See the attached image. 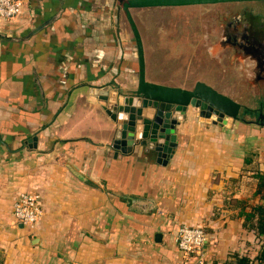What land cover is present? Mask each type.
<instances>
[{
	"label": "crops",
	"instance_id": "0c3cea01",
	"mask_svg": "<svg viewBox=\"0 0 264 264\" xmlns=\"http://www.w3.org/2000/svg\"><path fill=\"white\" fill-rule=\"evenodd\" d=\"M20 1L18 17L0 20V264H201L177 246L183 224L207 230L206 263L255 257L260 239L245 212L262 202L264 126L203 122L190 107L167 163L145 145L114 148L122 113L109 109L139 82L124 10L117 0ZM159 8L131 10L147 79L183 88L204 81L236 99L204 60L199 71L165 72L177 57L162 56L139 21ZM26 190L44 209L34 227L12 213Z\"/></svg>",
	"mask_w": 264,
	"mask_h": 264
},
{
	"label": "water",
	"instance_id": "95a60500",
	"mask_svg": "<svg viewBox=\"0 0 264 264\" xmlns=\"http://www.w3.org/2000/svg\"><path fill=\"white\" fill-rule=\"evenodd\" d=\"M245 1L256 0H119L137 43L139 82L133 93L121 95L111 106L112 109H109L115 113L114 117L122 113L121 127L115 134L114 148L128 153L136 145H145L148 149L156 150L160 156L158 161L165 164L174 154L177 146L176 125L190 107L197 110L201 121L222 126L234 120H240L241 111L245 108L238 100L204 81L196 82L192 88L168 86L149 81L146 76L143 39L131 9ZM255 18L264 24L263 15H257ZM136 99L140 102L139 107L134 105ZM144 109L147 111L146 114ZM130 110L134 112L129 114ZM260 118L264 120L263 112Z\"/></svg>",
	"mask_w": 264,
	"mask_h": 264
},
{
	"label": "flooded vegetation",
	"instance_id": "af4514ba",
	"mask_svg": "<svg viewBox=\"0 0 264 264\" xmlns=\"http://www.w3.org/2000/svg\"><path fill=\"white\" fill-rule=\"evenodd\" d=\"M117 3H119V0H117ZM217 4L223 5L224 8H220L211 14L207 12L205 21L209 23V20L212 18L216 17L219 19L218 15H223V20L218 22V24H215V27H208V25L205 27L202 37L203 42L198 44L196 48L206 46L208 43L210 46L208 51L212 55L216 54L220 63L221 60L222 62L233 65L240 63V67L243 70L241 82L248 84L253 90H255L254 88L262 87L261 89H256L257 92L255 94H258L260 92L259 90L264 91V24L257 20L255 16L263 15L264 22V1L256 0ZM212 5L214 6L216 4L172 8H199L201 6ZM172 34V31L169 34H166V36H169V40H173ZM212 37L215 38L214 41H211ZM161 44H163L162 41ZM193 48H195L193 43H187L186 47L185 43H174V45L171 44L170 54L177 58L180 56L182 57L181 53H183V51L191 53V49ZM198 50L196 51V54L198 58H202V55ZM188 63L189 61L187 64ZM181 71L182 70H178L177 73H180ZM224 71H226V69H224ZM241 103L245 107L241 111V114H246L247 110L257 111L262 109L260 105L259 107H255L249 103L247 104V102L246 104L243 102Z\"/></svg>",
	"mask_w": 264,
	"mask_h": 264
},
{
	"label": "rangeland",
	"instance_id": "374dc122",
	"mask_svg": "<svg viewBox=\"0 0 264 264\" xmlns=\"http://www.w3.org/2000/svg\"><path fill=\"white\" fill-rule=\"evenodd\" d=\"M220 8H224V6L221 4H216L214 6H201L199 8L161 7L151 14H147V16L140 17L139 21L140 23H142L141 30L145 32L146 36L153 40V46L155 47L156 43V47L159 50L163 51H161L162 53H160L162 56L164 54L170 53L171 44L174 45V43H185V47L187 43L194 44L195 48L191 49V53L182 50V57L180 56L172 62H170L169 60L165 61L163 67L166 68L165 72L167 74H173L174 71L178 70H185V74L187 73V70L199 71L201 68H203L202 60H204V67L208 66L211 72L213 71L216 76H220V79L223 80V84H230L232 88L228 86L227 87L231 89L230 92L233 94V96H235L237 100L245 104L247 102L248 104V96L251 95V93H255L256 90H253L248 86V84L241 82L243 70L240 69V65L238 63L233 65L226 62H217L218 56L216 54L212 55L208 51L210 48L208 43L206 46L196 48L198 44L203 42L202 37L203 32L205 31V27L207 25L208 27H215V24H218V22L223 20V15H218L219 19H217L216 17H210L212 19H210L208 23L205 21L206 13L208 12L211 14ZM171 31L173 32V40H169V36H166V34H169ZM214 39L215 38L212 37L211 41H214ZM161 41L163 44H161ZM197 50L201 53V55L204 54V58L197 59L195 57L194 54H196ZM206 58L209 62H207ZM188 61L189 63L187 64ZM224 69H226V71H224ZM236 79H238V81ZM228 81L231 83H229ZM259 94L264 95V91L260 90L257 95Z\"/></svg>",
	"mask_w": 264,
	"mask_h": 264
},
{
	"label": "built area",
	"instance_id": "2783aa9c",
	"mask_svg": "<svg viewBox=\"0 0 264 264\" xmlns=\"http://www.w3.org/2000/svg\"><path fill=\"white\" fill-rule=\"evenodd\" d=\"M20 0H0V20H13L22 13ZM13 217L18 224L34 227L44 217V209L39 193L31 190L21 192L13 204ZM209 241L205 227L181 225L176 232V243L186 256L194 255L199 263L205 264L204 248ZM213 264V263H206Z\"/></svg>",
	"mask_w": 264,
	"mask_h": 264
},
{
	"label": "trees",
	"instance_id": "16d2710c",
	"mask_svg": "<svg viewBox=\"0 0 264 264\" xmlns=\"http://www.w3.org/2000/svg\"><path fill=\"white\" fill-rule=\"evenodd\" d=\"M248 103L255 107H259L260 105L262 109L257 111L247 110L246 114H241L240 120L242 122L264 126V124H260L261 122H264V120L260 118V114L262 112L264 113V95H255L254 93H251V95L248 96ZM258 180V192L262 196V202L254 205L251 212H245V216L248 227L253 229L260 239V250L255 257H251L250 255H233L232 259L225 264H264V173H259Z\"/></svg>",
	"mask_w": 264,
	"mask_h": 264
}]
</instances>
